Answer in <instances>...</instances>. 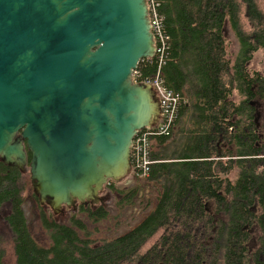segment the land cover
Listing matches in <instances>:
<instances>
[{
	"label": "trees",
	"instance_id": "1",
	"mask_svg": "<svg viewBox=\"0 0 264 264\" xmlns=\"http://www.w3.org/2000/svg\"><path fill=\"white\" fill-rule=\"evenodd\" d=\"M156 1L168 47L139 64L138 81L160 69L181 99L172 128L151 140L149 177L138 179L161 186L157 206L136 229L98 246L80 219L59 225L42 211L46 247L24 210L30 172L0 162V264H264V68H251L264 53V0ZM134 191L116 189L119 204Z\"/></svg>",
	"mask_w": 264,
	"mask_h": 264
},
{
	"label": "water",
	"instance_id": "2",
	"mask_svg": "<svg viewBox=\"0 0 264 264\" xmlns=\"http://www.w3.org/2000/svg\"><path fill=\"white\" fill-rule=\"evenodd\" d=\"M155 54L147 0H0V162L56 216L131 176L134 136L161 117L134 82Z\"/></svg>",
	"mask_w": 264,
	"mask_h": 264
},
{
	"label": "rangeland",
	"instance_id": "3",
	"mask_svg": "<svg viewBox=\"0 0 264 264\" xmlns=\"http://www.w3.org/2000/svg\"><path fill=\"white\" fill-rule=\"evenodd\" d=\"M226 36L232 46H235L236 43L233 33L228 26L226 27ZM251 68L258 70L264 68L263 52H258L254 56ZM258 114V120L260 121V114L261 116L264 115V106H260V102H258ZM115 184V188L119 191L128 192L130 190H135L134 192L136 193L130 204H119L120 197L116 195L114 204L118 209L115 210L114 213L109 214L107 218L98 222H93L85 215L77 217V219H80L87 226L88 232L90 233V240L95 246L123 237L136 229L155 209L162 191L161 186L157 183L144 182L142 180L134 179L133 176H130L122 183ZM24 210L33 237L41 245L46 247L49 246L51 243L50 234L43 227L40 218H38L41 206L33 194L32 187L26 199ZM63 213H65V211ZM69 219L70 217H68V215H60L58 223H68ZM71 223L67 225H71ZM254 235H256V230H254ZM83 236L84 235L81 234V237ZM254 246L255 242L252 243V247Z\"/></svg>",
	"mask_w": 264,
	"mask_h": 264
},
{
	"label": "built area",
	"instance_id": "4",
	"mask_svg": "<svg viewBox=\"0 0 264 264\" xmlns=\"http://www.w3.org/2000/svg\"><path fill=\"white\" fill-rule=\"evenodd\" d=\"M147 1L149 6L151 30L155 39V55H159L160 59L163 52L168 47V38L163 31V18L158 11L159 4L156 0ZM148 61L152 62V59H149ZM160 72L161 70L159 69V72L153 79L146 80L145 82L138 81V69L134 72V82L151 84L161 103V117L158 125L153 128L139 130L133 138V144L131 147V176L135 179H146L149 177L150 166L153 163L150 158V152L152 151L151 140L153 136L168 133L177 120L178 109L181 105L180 95L166 85Z\"/></svg>",
	"mask_w": 264,
	"mask_h": 264
},
{
	"label": "flooded vegetation",
	"instance_id": "5",
	"mask_svg": "<svg viewBox=\"0 0 264 264\" xmlns=\"http://www.w3.org/2000/svg\"><path fill=\"white\" fill-rule=\"evenodd\" d=\"M115 186H116V184H115ZM116 195H118L120 197L119 200H121V199L123 200V196L118 194L116 192L115 188H112V183H111L108 186H106L104 192L102 193V195H101L102 201H101L100 205L78 204V205L72 206V207L66 206L64 208L65 213H63L62 216L68 215V217H70V219H69L68 223H63V224L58 223V218L60 217V215L56 216L53 213L52 209L48 205L43 206L39 203L41 206V211H40V213H38V218H40V220H41V213H42V211H45L46 213H48L49 216H51L53 218V220L56 224L67 225V224L71 223L72 220L74 218H77L78 216H83V215L88 216V215H91V213H96L98 211H105L108 214H112L115 212V210L118 209L117 206L114 204V202L116 200V198H115ZM36 200L38 201L37 198H36Z\"/></svg>",
	"mask_w": 264,
	"mask_h": 264
}]
</instances>
